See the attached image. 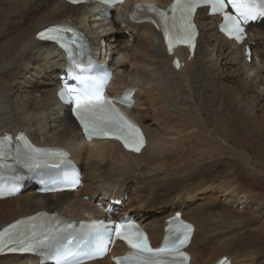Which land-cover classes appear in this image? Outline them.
<instances>
[{
  "label": "bare ground",
  "instance_id": "1",
  "mask_svg": "<svg viewBox=\"0 0 264 264\" xmlns=\"http://www.w3.org/2000/svg\"><path fill=\"white\" fill-rule=\"evenodd\" d=\"M136 1L164 5L171 0H125L117 7L112 16H121L131 31L127 49L124 37L118 40L106 17L100 18V11L110 13L105 4L0 0V135L22 130L36 145L66 148L82 176L81 188L49 195L38 194L29 180L23 182L19 195L0 199V228L42 209L56 210L76 221L99 217L101 212L82 196L98 191L105 198L127 194L122 204L128 209L121 213L132 211L154 245L163 236L165 219L175 210L193 223L189 264H213L223 255L230 258V264H262L264 20L249 26L251 37L246 42L253 57L247 62L243 46L226 40L216 28V18L198 10L195 20L200 33L194 55L188 58L187 49H176L182 62L176 68L162 35L150 24L131 21L128 11ZM115 18L109 23L117 34ZM53 22L82 30L101 62L111 59V45L102 37L109 35L119 42L113 45L116 56L107 65L108 69L113 65L114 74L106 89L118 97L127 88L134 90L133 106L124 109L144 132L146 144L139 153L125 151L116 140L87 142L69 109L57 103V76L67 65L64 52L34 36ZM216 144L235 157L226 159L215 151ZM84 158L93 169L88 177L82 170ZM90 183L94 186L89 187ZM127 188L130 201L140 202L137 211L128 202ZM198 192L200 201L189 202ZM141 201H145L143 206ZM0 264L39 263L33 256L4 255ZM85 264L113 263L106 257Z\"/></svg>",
  "mask_w": 264,
  "mask_h": 264
},
{
  "label": "snow or ice",
  "instance_id": "2",
  "mask_svg": "<svg viewBox=\"0 0 264 264\" xmlns=\"http://www.w3.org/2000/svg\"><path fill=\"white\" fill-rule=\"evenodd\" d=\"M71 2L79 3L81 0ZM202 5L209 6L212 13H218L223 17L221 31L237 42L244 40L243 25L249 24L250 21L264 20V0H173L167 10L151 4H136L131 15L135 19L136 10L141 9L158 16L159 20L152 22L162 26L165 43L171 52L176 44L195 47L196 31L192 17ZM169 11L171 15L167 14ZM69 33L72 34L71 37L68 36ZM37 35L38 39L52 41L65 49L69 47L68 40L76 43L77 39V32L71 27H52ZM72 63L75 69H79V74L70 71L69 75L77 83L66 84L59 95L61 99L72 103V112L85 135L89 139L96 137L120 140L125 148L139 151L143 146V137L139 129L113 106V101L104 93L109 74L105 73L102 77L95 78L85 74L90 65L76 59H73ZM7 139L4 138L5 141ZM3 147L0 145V152L3 151ZM59 155L66 156L67 153ZM78 182L77 180L76 183ZM168 223L172 235L166 236L160 247L153 248L148 243L146 235L131 223L113 225L93 221L82 235H74L71 232L65 234V229L42 228L37 231L35 225L24 228L22 227L24 222L17 221L16 224L0 231V252L7 250L46 254L52 256L57 264H81L77 259L78 255L88 259L103 255L107 251V244L112 242L111 236L114 232L115 237L125 241L130 249L125 257L117 260V264H186L188 256L181 249L187 244L192 228L180 220L179 214ZM67 228H72V225H67ZM69 256L73 257L71 262L68 260ZM221 264H227V261H222Z\"/></svg>",
  "mask_w": 264,
  "mask_h": 264
},
{
  "label": "rangeland",
  "instance_id": "3",
  "mask_svg": "<svg viewBox=\"0 0 264 264\" xmlns=\"http://www.w3.org/2000/svg\"><path fill=\"white\" fill-rule=\"evenodd\" d=\"M118 12V9H117V7L114 9V10H112L111 11V16L110 17H106V20H107V26L108 27H110L111 29H112V33L111 34H113L116 38L118 37V36H123L124 37V40H126L127 42H126V45H127V49H129V47H130V45H131V42H132V38H130L129 36H130V33H131V31L130 30H128V29H126L125 28V25H124V23L121 21V16L120 17H118V18H115V17H113L112 16V14H116ZM100 15H101V17L100 18H102L104 15H103V13L100 11V13H99ZM104 18H105V16H104ZM111 18H115V21L118 23V25H119V29L117 30V34H116V32H115V28H113V26L109 23V20H111ZM54 23V22H53ZM46 24V23H45ZM99 32H101V31H99ZM127 35V36H126ZM103 36V35H102ZM101 36V37H102ZM251 36V35H250ZM102 39L104 40V41H106V42H108V43H110V45H111V48H110V50H108V51H110L111 52V54H110V57H111V59L110 60H108L107 62H108V64H109V67H110V63H112L113 62V57L114 56H116V49H115V46H113V45H116V44H118L117 43V41H114V37H113V40L110 38V36L108 35V36H103L102 37ZM102 39H100V44L102 43H104L103 41H102ZM118 40H119V38H117ZM130 42H129V41ZM109 53V52H108ZM119 54V53H118ZM253 57V56H252ZM116 60H117V58H116ZM57 67H59L58 65L57 66H55L52 70H54L53 71V75H55L56 74V72H57ZM111 67H113V65H111ZM63 71V70H62ZM254 72H251V73H249V74H253ZM35 76L33 75L32 76V79L34 78ZM43 78L44 77H39L38 79L39 80H43ZM39 82V81H38ZM41 83V82H40ZM48 87H49V84H48ZM215 151H220V152H222V154L223 155H225L226 157V159H232L233 157H235L233 154H232V152L231 151H228L227 150V148H225V147H223V145H219V144H216L215 145ZM108 160V159H107ZM106 160V162L108 163V165L109 166H111L110 164V162H109V160L107 161ZM85 166H86V168H85ZM82 170L84 171V173L86 174V177H88V176H90L91 174H92V172H93V169L92 168H90V165H89V162L87 161V160H85V158L84 159H82ZM91 170V171H90ZM103 172V171H102ZM87 179V178H86ZM129 181H130V179H129ZM127 182V181H126ZM87 183V180L85 181V179H84V184H86ZM94 185L92 184V183H90V186L89 187H93ZM128 187H129V184H128ZM127 191H128V194H129V200H128V202L130 203V204H132V206L131 207H134V208H132L133 210H135V211H137V210H139V208H140V202H136V205H135V202H133V201H130V190L127 188ZM101 191H98V192H96V193H94V194H92L91 196H89V195H84V196H82V198H83V200H85V201H87V202H89V203H91V204H93L94 205V207L95 208H97V210H98V206L96 205L97 204V202H99V200L100 201H102V202H104V201H106L108 198H114L113 196H111V197H106L105 198V196L104 195H102V193H100ZM19 195V194H18ZM214 195H217V194H214ZM103 196H104V199H102L103 198ZM200 197H201V192H198V194L196 195V197L195 198H193L191 201H189V202H196V201H198L199 199H200ZM217 197L218 198H221V199H224L225 197H226V195H223V194H221V195H217ZM119 198H122L121 199V202L122 203H124V202H126L127 201V194H124V196H121V197H119ZM200 201V200H199ZM101 203V202H100ZM120 204V205H117V210H116V213L114 214V216H116V215H119V214H123V213H121L122 212V210H124V208L125 207H127L125 204ZM144 203H145V201H141V205L143 206L144 205ZM134 204V205H133ZM241 205H239L238 206V208L240 207ZM125 209H128V208H125ZM126 211H129V210H126ZM141 211H144V209L143 210H141ZM130 212V215H132V211H129ZM199 239H201L202 238V236H201V234H200V236L198 237ZM201 244L202 243H200L198 246L200 247L201 246ZM197 246V245H196ZM264 258L263 259H261V262H262V264H264ZM24 262H26V261H24Z\"/></svg>",
  "mask_w": 264,
  "mask_h": 264
}]
</instances>
